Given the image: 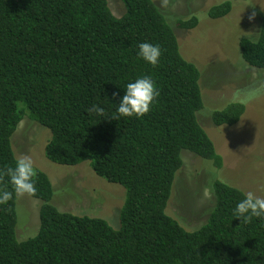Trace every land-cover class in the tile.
Segmentation results:
<instances>
[{
    "label": "trees",
    "instance_id": "1",
    "mask_svg": "<svg viewBox=\"0 0 264 264\" xmlns=\"http://www.w3.org/2000/svg\"><path fill=\"white\" fill-rule=\"evenodd\" d=\"M121 1L119 17L109 0H0V170L15 166L12 138L28 116L51 132L47 159L88 162L125 189L115 228L102 217L61 211L50 176L35 168L40 228L19 240L18 198L0 204V264H264V218L242 223L233 215L242 189L216 179L215 205L194 230L167 212L183 151L218 169L223 157L198 117L200 69L184 57L167 16L154 0ZM232 9L223 1L207 16L225 18ZM199 22L193 15L176 25L190 30ZM141 42L160 46L156 66L138 56ZM239 48L248 65L264 70V15L257 36L241 38ZM145 75L160 91L150 112L112 119L127 83ZM93 105L104 115L90 113ZM245 112L243 101H231L211 116L216 126H231ZM0 190L13 191L8 177Z\"/></svg>",
    "mask_w": 264,
    "mask_h": 264
},
{
    "label": "rangeland",
    "instance_id": "2",
    "mask_svg": "<svg viewBox=\"0 0 264 264\" xmlns=\"http://www.w3.org/2000/svg\"><path fill=\"white\" fill-rule=\"evenodd\" d=\"M154 1L175 29L184 57L200 69L205 106L198 117L223 157V166L218 169L191 152L182 153L184 164L173 185L167 212L186 229L194 230L207 221L215 205L211 188L216 179L245 193L264 196V70L248 65L239 48L241 38L259 33L264 15L260 4L264 0H230L233 9L221 19H211L207 12L227 0H169L167 7H161L160 0ZM249 3H255V8ZM109 4L116 16L125 12L121 0H109ZM253 10L257 15L250 21ZM193 15L200 19L196 28L177 27V20ZM231 101H243L245 114L235 125L216 126L212 111ZM50 134L49 129L25 117L12 138L16 157L31 156L35 168L50 176L55 191L52 202L61 211L102 217L118 228L125 189L99 177L88 162L66 166L47 159L45 147ZM40 206L41 201L31 196L17 199L19 240L37 234Z\"/></svg>",
    "mask_w": 264,
    "mask_h": 264
},
{
    "label": "clouds",
    "instance_id": "3",
    "mask_svg": "<svg viewBox=\"0 0 264 264\" xmlns=\"http://www.w3.org/2000/svg\"><path fill=\"white\" fill-rule=\"evenodd\" d=\"M168 4L169 0H160L161 7H167ZM248 5H253V8H255V3H249ZM260 5L261 11H264V4ZM256 15L257 12L253 10L248 19L253 21ZM138 49V56L146 62L153 66L159 63L162 55L159 45L141 42L138 45ZM125 88V95L118 104V116L112 119L118 120L121 116L143 117L150 112L153 103L160 95L156 82L147 75L137 78L134 82L127 83ZM114 95H118V93H114ZM88 111L103 116L105 110L98 105H93ZM5 176L9 178L13 191L0 190V204H6L13 198V195L17 198L35 196L37 192L34 180L36 169L31 156L22 155L16 159L14 167L0 170V182H3ZM233 215L240 218L242 223L250 222L253 217L264 218V196L257 195L253 191L246 192L244 199L236 205Z\"/></svg>",
    "mask_w": 264,
    "mask_h": 264
}]
</instances>
